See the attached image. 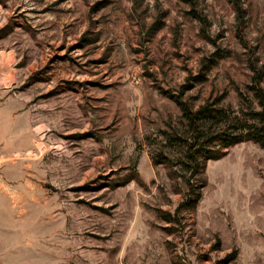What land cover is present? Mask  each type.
I'll use <instances>...</instances> for the list:
<instances>
[{
	"label": "rangeland",
	"instance_id": "rangeland-1",
	"mask_svg": "<svg viewBox=\"0 0 264 264\" xmlns=\"http://www.w3.org/2000/svg\"><path fill=\"white\" fill-rule=\"evenodd\" d=\"M241 3L0 0V264H264V148L187 151L260 125L264 0ZM197 75L200 134L171 97Z\"/></svg>",
	"mask_w": 264,
	"mask_h": 264
},
{
	"label": "trees",
	"instance_id": "trees-1",
	"mask_svg": "<svg viewBox=\"0 0 264 264\" xmlns=\"http://www.w3.org/2000/svg\"><path fill=\"white\" fill-rule=\"evenodd\" d=\"M231 1L233 2V5L235 7L238 21L242 22L244 18V8L241 3V0ZM199 81H203V76H194L193 82H190L189 84H184L182 86V91L180 94H171V97H173L174 100L177 102L185 117L191 123H195V131L200 134L203 132L202 127H204L205 125L198 123L200 120H203L204 117H208V115L211 117L213 115L212 110H209L208 106L205 105H202L198 109L194 110L193 107L189 105V103L183 98L184 93L190 90L195 82ZM258 84H260V80L258 81ZM256 94L258 97H260V103L264 105L263 89L258 88ZM251 116L253 119H257L260 122V125L246 122L242 130L236 132L235 134H228L227 132H218V134L213 137V141H218L219 148L209 147L205 148V150L196 152V150L194 149V145L190 144L188 146L187 151L190 153L191 157L193 158V161L196 163L195 170H198L200 167H204L205 159L222 157L226 152L223 149L228 148L231 145H234L244 140H253L259 143L264 148V111H253ZM187 183L189 190H187L185 194V199L180 204L178 211H180V209L182 208L193 209L196 206L198 200L201 197L200 189L204 184V178L201 174L199 178L195 179L193 182L191 181V179H188ZM167 218L170 222L173 221V218H171L170 214L167 216Z\"/></svg>",
	"mask_w": 264,
	"mask_h": 264
}]
</instances>
